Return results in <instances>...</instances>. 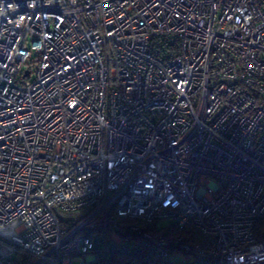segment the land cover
I'll return each instance as SVG.
<instances>
[{"label": "built area", "instance_id": "built-area-1", "mask_svg": "<svg viewBox=\"0 0 264 264\" xmlns=\"http://www.w3.org/2000/svg\"><path fill=\"white\" fill-rule=\"evenodd\" d=\"M114 247L264 264V0H0V264Z\"/></svg>", "mask_w": 264, "mask_h": 264}, {"label": "trees", "instance_id": "trees-1", "mask_svg": "<svg viewBox=\"0 0 264 264\" xmlns=\"http://www.w3.org/2000/svg\"><path fill=\"white\" fill-rule=\"evenodd\" d=\"M134 260V255L114 247L104 255L97 256L90 264H130ZM35 262L36 258L32 255H16L14 258V264H34Z\"/></svg>", "mask_w": 264, "mask_h": 264}, {"label": "rangeland", "instance_id": "rangeland-1", "mask_svg": "<svg viewBox=\"0 0 264 264\" xmlns=\"http://www.w3.org/2000/svg\"><path fill=\"white\" fill-rule=\"evenodd\" d=\"M32 76H33V74H32ZM86 258L87 257L75 259L72 264H82Z\"/></svg>", "mask_w": 264, "mask_h": 264}]
</instances>
